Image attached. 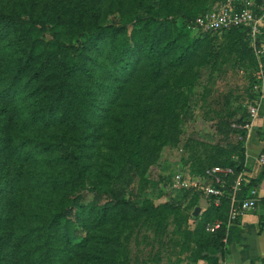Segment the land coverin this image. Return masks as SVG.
Wrapping results in <instances>:
<instances>
[{"label":"trees","instance_id":"16d2710c","mask_svg":"<svg viewBox=\"0 0 264 264\" xmlns=\"http://www.w3.org/2000/svg\"><path fill=\"white\" fill-rule=\"evenodd\" d=\"M185 1L0 0V264H113L116 230L151 216L162 227L190 197L201 202L188 189L154 205L133 188L138 175L147 181L158 141H177L175 91L192 89L194 68L223 54L256 60L245 27L219 41V32L193 35L189 24L206 7ZM244 153L240 142L237 158L200 163L201 176L218 164L244 170ZM229 181L186 231L195 262L222 264L237 221L213 233L206 225L227 221Z\"/></svg>","mask_w":264,"mask_h":264},{"label":"rangeland","instance_id":"374dc122","mask_svg":"<svg viewBox=\"0 0 264 264\" xmlns=\"http://www.w3.org/2000/svg\"><path fill=\"white\" fill-rule=\"evenodd\" d=\"M221 4L222 0H196V8L206 7L197 15ZM185 5L192 6V1L186 0ZM116 15L117 19L120 18L118 12ZM223 34L219 32L215 41L221 40ZM210 66L211 63L207 67L194 68L197 77L191 90H187L185 84L176 89L173 102L177 103L176 111L179 113L177 141H158L159 153L144 175L147 181L141 180L140 175L136 177L133 188L140 202L160 205L169 200L176 202L183 199L185 193L167 192L165 189L166 180L175 171L182 170L190 177L201 180L199 169L210 167L206 164L210 159L224 160L237 154L244 136L236 119L248 115L257 79V58L253 61L234 54H223L214 66ZM160 119V126L167 123L163 114ZM114 143L108 141L107 146L112 147ZM105 152L108 153L109 149ZM200 163L204 165L199 166ZM192 198L179 211L167 213L162 227H158L157 218L151 216L133 221V226L116 230L112 235H118L119 240L112 244L109 253L113 264H199L204 261H193L196 243L186 233L187 230L198 229L205 211L202 208V213L195 219L193 216H196L200 203L192 202Z\"/></svg>","mask_w":264,"mask_h":264},{"label":"built area","instance_id":"2783aa9c","mask_svg":"<svg viewBox=\"0 0 264 264\" xmlns=\"http://www.w3.org/2000/svg\"><path fill=\"white\" fill-rule=\"evenodd\" d=\"M240 27L248 29L253 52L258 62L257 79L254 84L258 97L248 106L246 121L239 125L241 130L249 132L254 128L264 99V65L262 63L264 40H261V36L264 35V0H224L220 7L202 12L189 24L192 33L197 37ZM258 162L264 165V153L258 156ZM230 178L232 183L230 184L231 201L228 219L208 223L207 230L213 233L224 225L229 230L240 215L256 208L255 189H252L248 196L239 198V192L248 183L244 170L237 171L232 166L216 165L207 169L206 175L201 180L190 177L182 170H177L168 179L165 189L167 192L193 189L201 192L208 200L213 198L214 203L218 205L220 198L225 194Z\"/></svg>","mask_w":264,"mask_h":264},{"label":"crops","instance_id":"0c3cea01","mask_svg":"<svg viewBox=\"0 0 264 264\" xmlns=\"http://www.w3.org/2000/svg\"><path fill=\"white\" fill-rule=\"evenodd\" d=\"M261 40H264V35ZM262 63L264 65V56ZM242 143L245 152L244 171L248 182L254 183L252 189L256 191L257 204L254 210L238 217L231 239L226 243L221 263L264 264V165L258 162V156L264 153V99L253 130L246 131ZM234 158H237V155ZM199 264L208 262L201 261Z\"/></svg>","mask_w":264,"mask_h":264},{"label":"water","instance_id":"95a60500","mask_svg":"<svg viewBox=\"0 0 264 264\" xmlns=\"http://www.w3.org/2000/svg\"><path fill=\"white\" fill-rule=\"evenodd\" d=\"M209 206V201L206 197L201 198L200 207L197 208L195 215L198 216L199 213H202V208H207Z\"/></svg>","mask_w":264,"mask_h":264}]
</instances>
